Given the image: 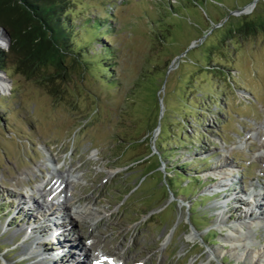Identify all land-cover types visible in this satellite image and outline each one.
<instances>
[{"label":"rangeland","instance_id":"1","mask_svg":"<svg viewBox=\"0 0 264 264\" xmlns=\"http://www.w3.org/2000/svg\"><path fill=\"white\" fill-rule=\"evenodd\" d=\"M73 1L85 44V19L109 24L88 48L103 56L101 45L109 46L110 67L81 72L66 62L50 83L19 72L11 58L4 63L0 264L38 263L25 260L26 237L37 233L21 223L31 219L14 213L29 198L46 210L49 196L66 203L65 216L79 203L101 214L63 222L46 243L79 237L89 247L97 239L89 260L247 264L228 237L246 198L264 189V0ZM246 21L249 32L234 31ZM8 44L0 32V49ZM235 190L236 201L228 200ZM254 225L246 244L253 251L264 244V226ZM46 245L39 257L52 253ZM74 252L76 244L61 258L55 252L56 264H69Z\"/></svg>","mask_w":264,"mask_h":264},{"label":"trees","instance_id":"2","mask_svg":"<svg viewBox=\"0 0 264 264\" xmlns=\"http://www.w3.org/2000/svg\"><path fill=\"white\" fill-rule=\"evenodd\" d=\"M72 5L73 0H0V30L9 38L8 47L0 49V71L11 58L19 72L30 76L41 74L50 83L52 78L63 77L66 62L81 72L96 65L105 74L110 66L104 62L110 59L112 51L109 46L101 45L105 56L97 55L88 45L110 32L109 24L85 19L82 26L87 27L82 33L89 31L91 36L85 44L74 29ZM251 25L250 21L241 22L234 31L244 34ZM158 156L159 160H166ZM183 165H177L174 173L183 171Z\"/></svg>","mask_w":264,"mask_h":264},{"label":"bare ground","instance_id":"3","mask_svg":"<svg viewBox=\"0 0 264 264\" xmlns=\"http://www.w3.org/2000/svg\"><path fill=\"white\" fill-rule=\"evenodd\" d=\"M2 87H3V83L0 82V89H2ZM217 174L219 176L218 177L219 182L225 181L226 183L229 180V178L226 177L228 175L223 174V172H219ZM65 183H66V180L64 181L61 180L60 181L61 187H59V184L57 185V188L55 189V192L57 193V195H60L61 188L64 185H66ZM230 185L231 183L229 182V183H226L224 186L229 187ZM43 189L44 188L42 187L39 191L40 197L45 196ZM260 190L261 191L257 193L251 192L249 196L246 198L247 203L244 209L241 210L242 212L241 214H243V216L241 219H238V221L236 220L237 222L232 224V229L230 228L231 229L230 231L232 232L233 236L228 237L230 238L229 242L231 243V251H233V256H235V259L242 258L243 261L245 260L247 262V264H264V244L260 245V248L254 251L250 250L248 246L246 245L248 242H250V239H251L250 234L252 231V228H251L252 225H254L255 223L262 224V225H256V226L254 225L255 227H258V228L259 227L261 228V226H264V189H260ZM47 192H49V190H47ZM237 193L238 191L235 190L233 191V193L231 194L229 193L230 195L227 194L225 197H227L228 200L236 201ZM50 194L52 193L49 192L47 196H49ZM71 194L72 192L69 195L68 202L70 201L72 204H74L75 202H72L71 201L72 198H70ZM63 197L66 199V194H64ZM62 203L64 202L59 201L56 198L49 196L48 202L45 203L47 207L46 210H43L41 206L39 207L38 204H35V201L33 202V198L32 199L29 198V200L27 201L23 200L22 202H20V204H17L16 207H18V209H17V212L14 214L21 213L24 215L23 219L25 220H27L28 218L31 219L30 222H27V223L23 222L21 223V225L23 226L25 224L26 227L30 226L31 230L28 232L37 233V235H31L29 233L30 237H26V240H28V243H27L28 246H26V255L28 254V257L25 260H29L33 257L34 259H39L37 264H45V262H48L49 264H56V262H60V261L59 259H57L55 252H59L58 254L59 258H61V256H65L66 253L67 254L69 253V250L73 247V244H76L77 250H79V252H74L75 258H70L69 264H92V261L95 262L94 264H99L100 262L98 259L99 257H95L93 260L92 259L89 260L90 258L88 256L89 249L91 250L92 247L94 248L96 244L98 243L97 239H93L92 243L89 244V247H85V245H83L84 247L83 246L81 247L79 245V242L77 241V239L80 240L79 237L78 238L75 237L72 243H68V242L63 243L62 246L57 243H54L55 244L54 246H52L51 244L46 245L48 240H49L48 242L51 243L54 237L60 232V229H62L63 222L66 221L68 222L67 224H69L71 221H74L77 219L95 221L101 215L96 209H93L89 205V203H85L84 205L79 203V205L78 204L74 205L71 212L67 213V216H65V212H67L66 203L65 204H62ZM235 203H238V202H235ZM22 204H25V206H22ZM58 210L60 211V213L58 212ZM26 215H28L27 219L25 218ZM34 223H37L36 226L31 227V224H34ZM220 225H223V224H220ZM22 231H24L23 227H22ZM89 233H92V232H89ZM22 238H24L23 235H22ZM43 244L47 246L48 251L52 252V253H47L48 257L46 256V254H43L42 257H39L43 253V252H39V249H41ZM58 246H61V247L58 249ZM104 246L106 247V245ZM237 251H241V253H237ZM85 260H88V261L85 262ZM66 262H68V260Z\"/></svg>","mask_w":264,"mask_h":264},{"label":"water","instance_id":"4","mask_svg":"<svg viewBox=\"0 0 264 264\" xmlns=\"http://www.w3.org/2000/svg\"><path fill=\"white\" fill-rule=\"evenodd\" d=\"M0 32L2 33V36L4 38L5 43H8L9 38H8L7 34L3 30H0Z\"/></svg>","mask_w":264,"mask_h":264}]
</instances>
